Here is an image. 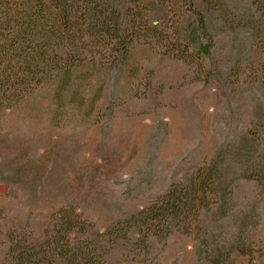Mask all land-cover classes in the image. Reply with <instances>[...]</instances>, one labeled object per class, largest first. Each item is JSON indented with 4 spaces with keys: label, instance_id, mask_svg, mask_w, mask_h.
Returning a JSON list of instances; mask_svg holds the SVG:
<instances>
[{
    "label": "rangeland",
    "instance_id": "374dc122",
    "mask_svg": "<svg viewBox=\"0 0 264 264\" xmlns=\"http://www.w3.org/2000/svg\"><path fill=\"white\" fill-rule=\"evenodd\" d=\"M146 5L188 50L137 47L78 66L61 101L52 84L0 109V263L18 242L44 249L69 206L100 264H264V0ZM210 171L214 192L196 190ZM174 184L213 200L143 237L131 215Z\"/></svg>",
    "mask_w": 264,
    "mask_h": 264
},
{
    "label": "trees",
    "instance_id": "16d2710c",
    "mask_svg": "<svg viewBox=\"0 0 264 264\" xmlns=\"http://www.w3.org/2000/svg\"><path fill=\"white\" fill-rule=\"evenodd\" d=\"M156 1L168 10L181 3ZM179 43L168 29L152 24L146 0H127L125 11L106 0H0V109L17 107L37 88L52 84L61 101L77 88L78 66L124 61L141 46L188 50V42ZM175 55L186 57L184 52ZM216 173L201 172L194 188L214 192ZM212 200L174 184L160 200L131 215L130 225L143 237L168 234L177 223L190 225ZM77 214L69 206L61 209L55 235L44 249L12 244L0 264H100L97 241L71 239Z\"/></svg>",
    "mask_w": 264,
    "mask_h": 264
}]
</instances>
